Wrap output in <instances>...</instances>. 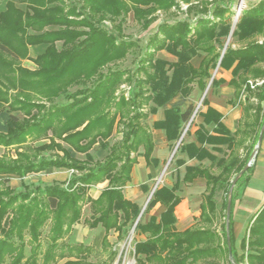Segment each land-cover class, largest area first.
<instances>
[{"label":"trees","instance_id":"obj_1","mask_svg":"<svg viewBox=\"0 0 264 264\" xmlns=\"http://www.w3.org/2000/svg\"><path fill=\"white\" fill-rule=\"evenodd\" d=\"M17 1L25 3L24 10L14 0H7L0 12V111L9 112L6 129L0 131L4 149L0 154V264H56L63 258L68 259L62 264H112L115 250L110 248L105 260L90 261L86 259L89 246L64 240L80 220L82 205L87 203L91 211L84 222L90 228H103L104 248L110 245L107 236L111 230L122 239L141 210L123 193L131 179L134 154L142 147L146 163L153 159L152 135L143 119L175 94L189 95L192 82L203 91L217 64L230 67L235 62L232 73L238 82L233 84L243 88L245 101L238 128L230 133L220 113L208 106L201 115L206 124H213V132L199 126L194 136L200 146L183 140L178 145L190 158L211 161L208 166L186 165L182 177L184 184L196 177L205 179L197 224L176 229L179 184H162L155 188L144 211L157 203L163 211L136 222L134 230L145 238L133 243L137 264H221L223 259L232 264L225 228L227 194L234 175L250 158L264 118V81L254 89L247 86L248 79L264 78V0L241 9L231 35L245 44L233 48L229 43L222 54L234 13L232 0ZM180 2L187 4L186 13L197 8L205 15L194 21L187 17L161 21L134 70L108 66L126 57L134 46L123 34L129 12L146 29L156 19L157 10H178ZM106 20L110 30L104 26ZM256 36H261V41ZM35 44L46 46L33 58L37 67L29 69L21 60L28 58V46ZM160 50L183 54L175 60H157L154 55ZM197 55L202 57L193 67L189 60ZM219 81L213 76L211 85ZM123 84L127 90H119ZM73 86L80 87L69 91ZM61 95L65 101L57 103L55 99ZM193 110V104L183 110L167 108L164 119L153 126L163 129L167 140L176 143ZM114 128L121 136L109 144ZM60 141L84 157H74ZM95 143L108 146L101 160H93L89 152ZM205 143L226 144L228 150L216 157L202 146ZM183 163L175 160L176 165ZM253 165L252 160L231 194L229 236L231 259L236 264H264V204L247 225L240 254L232 231L234 200ZM49 167L72 172L51 183L9 184L8 175L23 177ZM104 181L107 184L97 197L88 195L89 187ZM218 213L223 219L219 226Z\"/></svg>","mask_w":264,"mask_h":264},{"label":"crops","instance_id":"obj_2","mask_svg":"<svg viewBox=\"0 0 264 264\" xmlns=\"http://www.w3.org/2000/svg\"><path fill=\"white\" fill-rule=\"evenodd\" d=\"M6 1L7 0H0V12L5 9ZM14 3L20 9L22 10L25 9V3L19 2L17 0H14ZM29 32H33V31L29 30ZM255 38L259 39V41H261L262 39L261 36H256ZM244 44L245 41H238L234 36L230 42V46L233 48L242 46ZM45 46H46L45 44L29 45L28 58L22 59L21 65L29 69L36 68L37 66L33 62V58H35L38 54L42 53L45 49ZM201 57L202 55L191 57L189 60V64H191L193 67H197L201 60ZM234 64L235 62L230 67L217 66L214 77L216 80H220V81L214 85H211L210 83V85L207 87L203 98L200 99V102L198 103L199 105L202 103L200 110L197 112V114L194 113V115L192 116L193 119L191 118L192 122L187 132L185 131L186 134L184 132L182 136L181 140H183V142H193L197 146H200L201 144L196 140L194 136V131L199 126H203L206 129H208L209 132H213L212 131L213 124L211 123L206 124L203 120V116L201 115V112L205 111L208 106L212 107L213 109H215L220 113L221 122L230 131V133H233L238 128L239 120L243 115V106L245 101H243L244 99V95L242 93L243 88L239 90L238 87L235 84H233V81L238 82L237 76L233 75L232 73V67L234 66ZM189 86H191V91L189 95L183 96L180 93L175 94L165 103H163L160 106H157L154 112L149 113L147 117L143 119L142 121L143 124L148 127L152 135L153 151L151 153V157L153 159L150 163H146L145 158L142 154L143 149L142 147H139L141 151H139L138 149V151L134 154L135 162L131 170V179L123 187L124 195L126 191L125 189L130 184L138 183V185L141 184L143 185L146 183L147 178L149 176L154 177L157 174H158L157 176L161 174V173L159 174V172L163 166V163L165 161L167 162V160L169 159L168 157H170L171 155L170 153L172 152L171 151L172 145L170 144L171 142L167 140L164 130L161 128L154 127L153 124L156 121H162L164 119L165 117L164 111L167 108L178 107L181 110H183L189 104H193V106L195 105V102L202 91L199 89L196 82H192ZM203 99H205L204 103H203ZM251 101L256 102V99L251 98ZM150 105L153 104H151L150 102ZM14 114L17 115V112H14ZM5 129H2L0 131H5ZM61 143L70 150L71 154L74 157H77L75 153H79V152L74 151L67 144L63 142ZM202 146L216 157L222 156L224 152H227L228 150L226 148V144L214 145V144L205 143L202 144ZM177 149L178 146L176 150ZM176 159H181L184 161V163L181 165H176L175 164ZM210 163L211 161L208 158H203L201 160L195 157L190 158L188 157L185 151L181 152L179 150H177L176 155L172 159L171 168L169 170L170 179L166 182L165 185L172 186L175 182H178L179 184V189L176 191V193L180 196V201L178 202V204L175 206L174 209V215H175L174 225L177 230H184L188 227L197 224V220L200 213L199 204L202 200L203 193L205 192L206 189L205 179L203 177H196L193 179L192 182L187 184H184L182 182V177L185 172V166L186 165L208 166L210 165ZM253 163L254 165L251 170L250 176L246 181V183L239 189L238 195L234 200V204L231 212L234 247L236 248L239 254L242 252L240 248V243L242 238L246 234L247 225L253 214L260 208L261 205L264 204V132L259 149L257 150L256 155L253 159ZM137 167H140V172L137 170ZM49 168H55V167H49ZM57 169H62V168H57ZM134 175H137V177L136 176L134 177ZM11 176H15V175H8V178H10ZM27 176L28 175L23 177H19V176L16 177L25 178ZM106 184L107 182L104 181L96 185H92L91 187H89L87 191L88 195L93 198L97 197L100 190ZM12 187H16V186H12ZM92 188L95 189L97 188V189L94 191L93 194L92 193L90 194ZM125 197L132 201H135L131 197H128L126 195ZM72 228L73 229H71V233L68 237L69 242L72 240L74 234L73 232L76 230V226H72ZM67 259L68 258L60 259L56 264H62Z\"/></svg>","mask_w":264,"mask_h":264},{"label":"rangeland","instance_id":"obj_3","mask_svg":"<svg viewBox=\"0 0 264 264\" xmlns=\"http://www.w3.org/2000/svg\"><path fill=\"white\" fill-rule=\"evenodd\" d=\"M227 3H229L230 0H225ZM257 0H232V6L231 9L234 10L231 23L234 18L235 14V8L237 7L238 3L242 2V8L248 7L255 3ZM180 7L178 10H175L174 8H171L170 12H162L160 10H157L155 12V17L156 19L149 25L148 28L144 29L141 27L139 23H137L133 19V13L129 12L127 15L126 22L123 26V34H124V39L127 41H132L134 42L133 48L128 52L126 57L123 59L115 62L114 64H109V67L112 68H126L130 71L134 70L138 63L140 62V59L143 55V53L146 50L147 42L149 36L156 30V26L163 20H168V21H174L176 19L180 18H189L190 21H194L196 18L204 16L205 14L201 11H199L197 8L191 10L190 12H185L187 4H184L183 2H180ZM237 21V19H236ZM104 26L110 30V23L109 21H104ZM235 27V26H234ZM233 36L230 35L228 43L229 44L232 40ZM227 40V37L225 38V42ZM59 47V43H58ZM150 49V48H149ZM183 54L182 52L178 53H171L166 50H160L157 51L154 55V57L158 59H166V60H175L179 58ZM107 66H105L102 70L106 71ZM215 68L212 70V74L214 72V75L216 73ZM213 75V76H214ZM80 86H73L69 89V91H74L76 88ZM127 90L128 87L123 84L119 87V90ZM119 91L116 92L118 94ZM203 91L199 94L195 105L194 109H196L195 114L200 110L201 104L199 105L198 103L200 102V99L202 97ZM57 103H62L65 101L64 97L61 95L55 99ZM153 104V102H151ZM198 104V105H197ZM194 111V110H193ZM17 115L21 116L22 114L17 112ZM9 116V113L7 111H1L0 112V130L5 129L6 127V120ZM191 117V116H190ZM190 119V118H189ZM193 119V117H192ZM192 120H190L189 126L191 124ZM188 121L185 122L183 125V129L187 125ZM189 126L186 129V132L189 128ZM119 129L114 128L111 136L108 139L109 144L113 143L114 141L118 140L121 136V134L118 132ZM185 132V134H186ZM38 142H31L30 145H36ZM171 151L174 148L175 143H171ZM178 150V149H177ZM177 150L173 153V156L171 157L169 163H163V166L159 172V176H149L147 178V181L145 184L138 185V183H132L130 184L125 190V195L128 197H131L137 204L140 206L142 209L143 205L145 204V208L147 206V203L151 199L150 192L153 189V186L156 183V179L158 177L159 182L157 186H160L162 184H166V182L170 179L169 177V170L171 168V163L172 159L176 155ZM4 149L3 147L0 146V154L3 153ZM141 151V149H139ZM170 151V152H171ZM90 154L92 155L93 160H101L104 158V156L108 153V146L102 147L99 143H95L92 148L90 149ZM171 154V153H170ZM48 153H44V156H47ZM75 155L78 158H83L84 154L82 153H75ZM169 158V157H168ZM167 158V159H168ZM137 170L140 172V167H137ZM72 170L69 169H57V168H47L41 172L38 173H30L28 174L27 177L25 178H19L16 176H11L9 178V183L12 186L20 187L21 184L23 183H30V182H36V181H41L44 183H51L53 180H63L64 178L69 177L71 174ZM137 177V175H134V177ZM105 184V183H104ZM97 189V188H96ZM95 188H92L90 191V194L94 193L96 190ZM221 204V197L216 198V205H217V210H219ZM145 210V209H144ZM142 211L140 217H139V222H145L148 220L150 215H156L158 216L162 211L163 207L160 204L155 205L152 207L148 212ZM91 217V211L89 209V205L87 203H84L82 205V212H81V217L80 220L73 224V226H76V230L73 232V237L72 240L69 242V235L64 239L66 242L69 243H82L86 246L90 247L89 252L87 253L86 259L90 261H102L105 260L108 257L109 254V249H113L116 251V255L114 257V260L112 264H137L134 253H133V243L134 239H143L145 237L144 234H141L137 232L134 229H129L126 231L124 237L122 239L117 238V232L111 230L107 236L108 241H109V246L107 248H104L101 245L102 242V237L104 235V230L103 228L98 225L97 227L90 228L85 222L84 218H89ZM222 216L221 214H217L216 218V225L219 226V223L222 221ZM48 226V224L46 225ZM73 229V228H72ZM221 264H229L228 260H222L220 261Z\"/></svg>","mask_w":264,"mask_h":264},{"label":"water","instance_id":"obj_4","mask_svg":"<svg viewBox=\"0 0 264 264\" xmlns=\"http://www.w3.org/2000/svg\"><path fill=\"white\" fill-rule=\"evenodd\" d=\"M235 23H236V20L232 21V24H231V27H230V31H229V34H228V36H227V40H226V42H225V44H224V48H223L222 52H224V49H225V47H226V45H227V43H228L229 37H230V35H231L232 32H233V29H234ZM217 66H218V64H217ZM217 66L215 67V70H216ZM215 70H214V71H215ZM213 75H214V72H213V74H212V76H211V78H210V80H209L208 85L205 87V89H204V91H203V95H202L201 99L203 98L204 93H205L207 87L210 85ZM194 112H195V109H194V111L192 112L191 116L194 114ZM184 132H185V128L183 129V131H182V133H181L179 139L176 141L175 146H174V148H173V150H172V152H171V155H170L169 159L167 160L166 164L169 162L171 156L173 155L174 151L176 150V148H177L179 142H180L181 139H182V136H183ZM263 132H264V118H263V121H262V125H261V127H260V130H259V134H258V137H257L256 144H255V146L253 147V149H252V151H251L250 158H249V160L247 161V163H246V164H245V165H244V166H243V167H242V168H241V169H240V170L234 175L233 179L231 180V184H230V187H229V190H228V194H227V202H226V208H225V228H226V240H227L228 256H229V260H230V262H231L232 264H236V263H234V261L231 259V244H230V236H229V215H230V206H231V194H232V189H233V186H234V183L236 182V180H237V179L240 177V175H241V174H242V173H243V172H244V171L250 166L251 161L254 159V157H255V155H256V152H257V150L259 149V146H260V144H261V139H262V136H263ZM156 187H157V186H155V187L151 190V192H150V196H152V194H153V192H154V190H155ZM141 213H142V209L140 210V213L138 214V216H137V218H136V221L134 222V225H135L136 222L139 220V217H140ZM134 225H133L132 229H134Z\"/></svg>","mask_w":264,"mask_h":264},{"label":"built area","instance_id":"obj_5","mask_svg":"<svg viewBox=\"0 0 264 264\" xmlns=\"http://www.w3.org/2000/svg\"><path fill=\"white\" fill-rule=\"evenodd\" d=\"M242 6H243V5H242V2H241V3L239 2L238 5H237V7L235 8V14H234L233 21L237 19L238 15H239V13H240V11H241V9H242ZM222 53H223V52H221V54H222ZM263 81H264V78L248 79V80H247V86L250 87V88H253V89H254L256 86L262 84ZM195 112H196V109H195ZM195 112H194V113H195ZM193 115H194V114H193ZM193 115H192V116H193ZM192 116L190 117V119L188 120L187 125L185 126V131H186L187 127L189 126V123H190V120H191Z\"/></svg>","mask_w":264,"mask_h":264},{"label":"bare ground","instance_id":"obj_6","mask_svg":"<svg viewBox=\"0 0 264 264\" xmlns=\"http://www.w3.org/2000/svg\"><path fill=\"white\" fill-rule=\"evenodd\" d=\"M158 182H159V179L157 178L156 183H155V185L153 186V188H154L155 186H157ZM144 209H145V204H144L143 207H142V211H143Z\"/></svg>","mask_w":264,"mask_h":264}]
</instances>
